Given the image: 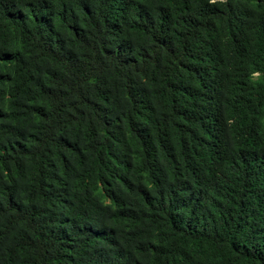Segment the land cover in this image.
<instances>
[{
	"label": "trees",
	"instance_id": "trees-1",
	"mask_svg": "<svg viewBox=\"0 0 264 264\" xmlns=\"http://www.w3.org/2000/svg\"><path fill=\"white\" fill-rule=\"evenodd\" d=\"M0 264H264V0H0Z\"/></svg>",
	"mask_w": 264,
	"mask_h": 264
}]
</instances>
